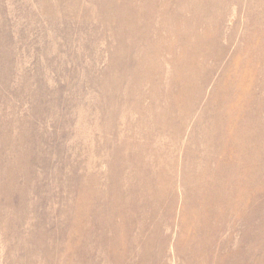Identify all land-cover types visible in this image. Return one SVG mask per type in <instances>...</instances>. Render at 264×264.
Listing matches in <instances>:
<instances>
[{"label":"rangeland","instance_id":"374dc122","mask_svg":"<svg viewBox=\"0 0 264 264\" xmlns=\"http://www.w3.org/2000/svg\"><path fill=\"white\" fill-rule=\"evenodd\" d=\"M253 263L264 0H0V264Z\"/></svg>","mask_w":264,"mask_h":264},{"label":"bare ground","instance_id":"6f19581e","mask_svg":"<svg viewBox=\"0 0 264 264\" xmlns=\"http://www.w3.org/2000/svg\"><path fill=\"white\" fill-rule=\"evenodd\" d=\"M191 60H193L194 59V55L193 56H191V58H190ZM186 68V71L184 70V69H182V71H183V76H188L186 79L188 80V83H189V81H191V78L189 77V74H190V72H195V70H194V68L192 67V68H188V67H185ZM189 69V70H188ZM190 84H188V86H189ZM245 145L244 144H242V145H240V150L241 151H243L244 149H245V147H244ZM242 195V194H241ZM254 264V263H253Z\"/></svg>","mask_w":264,"mask_h":264}]
</instances>
